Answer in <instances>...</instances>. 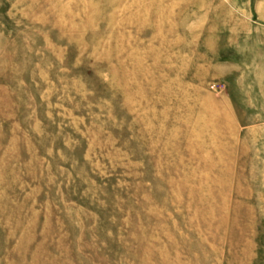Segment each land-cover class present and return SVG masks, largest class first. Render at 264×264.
<instances>
[{
  "label": "rangeland",
  "instance_id": "374dc122",
  "mask_svg": "<svg viewBox=\"0 0 264 264\" xmlns=\"http://www.w3.org/2000/svg\"><path fill=\"white\" fill-rule=\"evenodd\" d=\"M0 264H264V0H0Z\"/></svg>",
  "mask_w": 264,
  "mask_h": 264
}]
</instances>
